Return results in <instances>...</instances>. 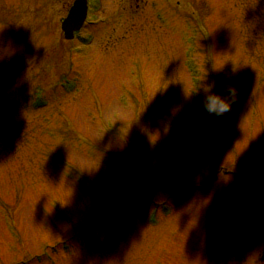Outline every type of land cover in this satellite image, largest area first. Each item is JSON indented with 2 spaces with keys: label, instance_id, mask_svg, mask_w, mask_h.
Listing matches in <instances>:
<instances>
[{
  "label": "rangeland",
  "instance_id": "rangeland-1",
  "mask_svg": "<svg viewBox=\"0 0 264 264\" xmlns=\"http://www.w3.org/2000/svg\"><path fill=\"white\" fill-rule=\"evenodd\" d=\"M73 1L0 0V264H52V245L55 264H264V0H89L67 40ZM212 82L237 92L221 116ZM147 200L173 213L150 223Z\"/></svg>",
  "mask_w": 264,
  "mask_h": 264
},
{
  "label": "clouds",
  "instance_id": "clouds-1",
  "mask_svg": "<svg viewBox=\"0 0 264 264\" xmlns=\"http://www.w3.org/2000/svg\"><path fill=\"white\" fill-rule=\"evenodd\" d=\"M215 88V82L204 87V96L201 103L209 114L221 116L230 111L231 104L235 102L237 92L234 86L227 84L222 92L214 91ZM225 92L227 95H224ZM229 96L231 100H229Z\"/></svg>",
  "mask_w": 264,
  "mask_h": 264
},
{
  "label": "water",
  "instance_id": "water-1",
  "mask_svg": "<svg viewBox=\"0 0 264 264\" xmlns=\"http://www.w3.org/2000/svg\"><path fill=\"white\" fill-rule=\"evenodd\" d=\"M85 4H86V1L85 0H77L75 2V6L71 10L70 16L64 21L63 27L66 30V33H67L68 36H71V27L69 25V20H71L73 18V16H75L77 14V11L80 10L79 5L80 6L81 5H84L85 6Z\"/></svg>",
  "mask_w": 264,
  "mask_h": 264
}]
</instances>
